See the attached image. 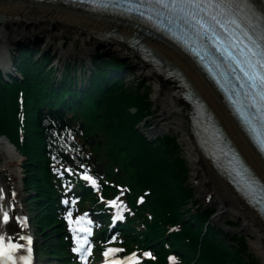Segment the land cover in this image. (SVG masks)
Segmentation results:
<instances>
[{"label":"trees","instance_id":"obj_1","mask_svg":"<svg viewBox=\"0 0 264 264\" xmlns=\"http://www.w3.org/2000/svg\"><path fill=\"white\" fill-rule=\"evenodd\" d=\"M50 58L49 53L26 45L13 60L22 81L11 75H7L6 81L0 72V135H5L24 157L21 166L26 193L33 195L29 202L38 210L33 218L35 225L43 228L51 224L54 214L53 187L44 154V128L55 124L53 115L62 120L67 113L80 114L85 117L88 133H94L96 126L103 131L105 141L125 168L126 180L137 191L144 188L151 191L149 203L144 205L149 215L141 211L131 228L122 229L127 236L136 232L130 236V242L138 240L145 247L157 249L162 264L167 247L186 264H254L240 237L232 238L206 226L214 211L182 210L192 198L182 179L188 167L174 139L159 136L147 141L136 129L151 114L152 105L141 83L134 87L119 78L127 65L116 58L98 55L91 63L90 80L84 76V84L79 88L74 87L76 81L70 65L59 80L55 79ZM19 90L25 97L22 143L18 142L17 131ZM170 225H179V232L169 233ZM57 248L50 251L43 247L50 255H56Z\"/></svg>","mask_w":264,"mask_h":264},{"label":"bare ground","instance_id":"obj_2","mask_svg":"<svg viewBox=\"0 0 264 264\" xmlns=\"http://www.w3.org/2000/svg\"><path fill=\"white\" fill-rule=\"evenodd\" d=\"M251 1L264 12V0ZM0 18L4 20L0 24V34L3 39V44L0 41V63L4 67L9 63L8 47L17 39L8 38L3 30L5 28H21L23 26H20L21 20L44 22L47 24L44 27L58 29L63 33H72L75 35V39L83 43L80 52H76L75 47L71 44L67 51L61 52L60 57L70 53L82 54L85 57L96 45L108 46L124 56L128 55V50L135 54L143 69L142 74L154 80L157 94H161L167 104L164 106L167 114L173 116L172 122L162 119L161 126L153 131L158 133L177 130L183 134L191 164L192 179L198 183L200 192L204 191L205 195L213 193L214 196L211 195V199L215 200L219 206V211L214 216L213 222H221L227 216L242 222V231L251 235L252 245L262 255L264 263V220L256 210L245 202L240 193L227 181L221 173L222 171L209 158V149L206 150L201 142L203 137L199 140L198 134L193 130L194 108L189 103L191 101H187L183 94L186 91L184 85H179L177 81L161 72L158 67L144 60L139 55L140 53L127 43L130 44L134 38H140L141 44L152 51L155 56L160 57L167 65L181 73L185 78L187 89L189 87L205 103L234 148L242 155L254 175L264 184L263 160L235 122L230 110L222 101V96L205 78L195 63L181 52V49L136 20L112 14H92L61 3L0 0ZM28 35L30 34L26 33L23 36L27 37ZM34 38L32 36V39ZM52 41L53 39L49 43ZM20 49L23 48L16 44L15 50L18 52ZM59 49H63L62 45H59ZM80 57L82 56L80 55ZM15 150L10 142L3 137L0 138V174L7 171L11 175L10 177L14 181L12 190L17 191L16 200L18 202L21 192V168L19 166L21 157ZM8 203L5 194L0 191V235L5 237H10L19 231L17 224L2 222ZM200 207L205 209L201 205Z\"/></svg>","mask_w":264,"mask_h":264},{"label":"rangeland","instance_id":"obj_3","mask_svg":"<svg viewBox=\"0 0 264 264\" xmlns=\"http://www.w3.org/2000/svg\"><path fill=\"white\" fill-rule=\"evenodd\" d=\"M18 23V22H17ZM22 26L21 28H5L3 30V33L7 35L8 38L13 37V39H17L13 44H10L8 47L9 50V56L11 51L16 47V44L20 43L19 45H25L27 43H31L33 45H38L41 46L43 49H48V52L51 53L53 56V64L57 68V76H59V73L64 66L70 65L72 66V70H74V74L76 75V78L79 79V76H83V72L86 71L90 63L93 59H95L96 54H105L108 57H116L119 61H123L128 65V71H131L130 73L125 74V79L128 80L129 84H133L135 80L139 81L142 83L144 88H142L143 91L148 92L150 95L153 107L151 109L152 113L149 114L147 118L148 126L146 127L147 133L155 136H160V135H167L170 139H174L176 141V147L178 149L179 155L185 160L186 165L188 167V173L182 176L183 179V184L188 187L191 190L192 193V198L191 201L186 203L185 205L182 206V210L190 208V206H193L194 203H198L199 206L201 205L205 209H214L215 212L219 211V206L217 202L213 199H211V195L214 196L213 193H209L205 195L204 191L198 190V183L193 181L192 179V172H191V164L189 160V155L187 152L186 148V143L183 140V134L177 130H167L163 132H154L153 130L156 128L158 129L161 124L163 123L162 119H166L168 122L173 121V116L167 114L166 106L167 104L164 102V97H162L161 94H157V91L155 89V82L152 78L149 76H144L143 69L140 67V64L138 62V59L136 58V55L131 53L130 50H128V55L124 56L120 52L111 49L108 46H102V45H96L94 48L90 51V53L86 54L84 57L82 54L80 55L77 53L76 55L70 53L69 55H66L64 57H60L61 52L63 53L64 51H67L72 44L76 50V52H80L79 50L83 46V43L75 39V35L72 33H63L61 30L58 29H50L46 28L47 24L44 22H39L37 20H21L20 21ZM44 24V25H43ZM24 30V31H23ZM29 33L27 37H24L23 35ZM32 36L35 37V41L39 40L40 42H34V39H32ZM6 39V38H5ZM12 39V40H13ZM53 39L51 43L49 41ZM0 41L3 44V39L0 34ZM126 44V43H125ZM59 45H62L63 49H59ZM165 62V61H164ZM166 63V62H165ZM167 64V63H166ZM10 66V63H9ZM82 68V70H81ZM62 72V71H61ZM82 74V75H81ZM142 125V124H141ZM140 125V126H141ZM144 127V126H143ZM155 129V130H156ZM145 131V132H146ZM15 150V149H14ZM16 151V150H15ZM18 154V153H17ZM19 155V154H18ZM19 157H21L19 155ZM23 158L21 157V161L19 166H21ZM21 168V167H20ZM21 171V169H20ZM21 178H20V187H21V192H20V198H21V207L23 210L29 214L30 216V221L32 217H36V214H38V210H36V207L33 203L28 202L29 199L33 197L32 194L29 192L26 193V190H24L23 187V175L20 172ZM5 181L3 177L0 175V184H3ZM28 191V190H27ZM32 192V191H31ZM214 225L221 227L223 230H225L226 233L232 235V236H238L240 237L241 240H243L245 247H246V252L250 259L253 261L254 264H264L262 255L254 248L252 245V239L251 235L247 234L242 231V222L239 220H234L232 217L227 216L224 217L221 222H213L211 221ZM32 230L34 232L36 241H41V240H46L47 244L51 245V248L54 245V240H49L47 236L43 238V235L45 233H48L51 230V227L46 229L45 232H41L40 230H37V227L34 226V223H31ZM43 246L46 249V242H42ZM40 246V245H39ZM39 260L42 264H55L56 259L51 258L48 255H43L39 257Z\"/></svg>","mask_w":264,"mask_h":264},{"label":"snow or ice","instance_id":"obj_4","mask_svg":"<svg viewBox=\"0 0 264 264\" xmlns=\"http://www.w3.org/2000/svg\"><path fill=\"white\" fill-rule=\"evenodd\" d=\"M156 3L157 5L163 7H172L174 9H179L182 12L188 10L187 14L192 16L193 19L197 18L198 12L215 10L218 11L219 14L224 15L229 13L231 9L234 7V5L230 2V0H219L218 3L213 2V0H174V2L171 5L164 3V0H156ZM212 18L216 20L217 23H219L217 16L213 15ZM201 21L202 18L196 20L198 24H201V26H203ZM252 55L256 56L257 53L252 52ZM260 55L264 56V53H261ZM257 63L261 68H264V60H258ZM257 76L261 81V83L264 84V73H258ZM84 178L90 179V177L87 176H85ZM13 195L15 194L13 193ZM8 220H9V215L7 212H5L3 214V221L7 222ZM17 220H19V218H17ZM69 223H71V220L69 221ZM5 239H6L5 236L0 235V264H9V262L15 264L13 254L19 250L20 246L15 243H12L11 237H7V240L9 242L5 244L4 243ZM28 243H31L30 238H28ZM110 251H119V250L113 249ZM105 255H107V253H105ZM145 255L150 256V253H145Z\"/></svg>","mask_w":264,"mask_h":264},{"label":"water","instance_id":"obj_5","mask_svg":"<svg viewBox=\"0 0 264 264\" xmlns=\"http://www.w3.org/2000/svg\"><path fill=\"white\" fill-rule=\"evenodd\" d=\"M3 22V20H1Z\"/></svg>","mask_w":264,"mask_h":264}]
</instances>
